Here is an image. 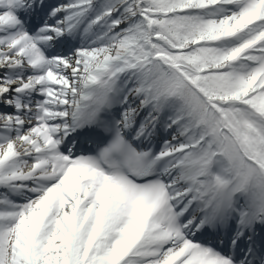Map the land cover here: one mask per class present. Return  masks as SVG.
<instances>
[{"label":"snow or ice","instance_id":"1","mask_svg":"<svg viewBox=\"0 0 264 264\" xmlns=\"http://www.w3.org/2000/svg\"><path fill=\"white\" fill-rule=\"evenodd\" d=\"M0 264H264V0H0Z\"/></svg>","mask_w":264,"mask_h":264}]
</instances>
